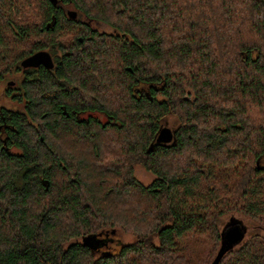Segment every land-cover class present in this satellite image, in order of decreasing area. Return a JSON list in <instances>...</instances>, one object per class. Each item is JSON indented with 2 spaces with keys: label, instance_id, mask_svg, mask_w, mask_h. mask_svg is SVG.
<instances>
[{
  "label": "trees",
  "instance_id": "1",
  "mask_svg": "<svg viewBox=\"0 0 264 264\" xmlns=\"http://www.w3.org/2000/svg\"><path fill=\"white\" fill-rule=\"evenodd\" d=\"M13 2L27 18L51 11L35 49L68 54L27 76L20 111H0L19 148L0 141V264H213L223 216L264 229V0H0V15ZM61 4L116 35L60 21ZM13 34L0 29V68L34 49ZM88 112L107 121L76 116ZM168 117L175 141L158 144ZM112 231L133 242L100 252ZM217 264H264V234Z\"/></svg>",
  "mask_w": 264,
  "mask_h": 264
},
{
  "label": "flooded vegetation",
  "instance_id": "2",
  "mask_svg": "<svg viewBox=\"0 0 264 264\" xmlns=\"http://www.w3.org/2000/svg\"><path fill=\"white\" fill-rule=\"evenodd\" d=\"M53 4H57L58 1L62 0H56L55 2L49 0ZM13 6L10 8V10L4 11V14L0 15V29L10 30L13 32V36L27 38L32 40V51H28V53H23L22 57H16L15 59L5 60L3 61L4 65H2V69L4 73L0 77V111L2 109H8V110H14V111H20V109L29 103V97L26 93V87H25V80L27 76H30L31 74L37 72L39 69H45L46 71L52 73L54 68L56 67L58 63L57 57L63 54H68L67 51H62L59 49H47V48H40L35 49V42L37 39V35L33 34L34 30H39L41 33H45V31H50L55 29L56 25V17L54 16L51 11L43 10L39 11L37 14L39 18H27L26 16L22 15V12L19 13V8H17V2H13ZM61 9L59 10V14L61 16L60 21H66V20H72L77 23V26L79 28L80 32H83L82 28L88 27L90 31L97 32V33H105V34H112L116 35L115 30H113L108 24L105 22L89 18L87 16L79 14L78 10L74 9L73 7L65 4L59 5ZM58 7V6H57ZM59 8V7H58ZM76 11V16L74 18H70L68 11L69 10ZM3 12V11H2ZM63 19V20H62ZM38 27V28H37ZM24 28L28 32H24V34H19V31ZM30 31V32H29ZM59 32H63L62 28H60ZM83 34H79L76 36L74 35H63L56 34L54 36V40L56 41H66V42H72L76 39L81 41L83 40L82 37ZM38 41L41 39L45 40H51L50 37H45L44 35L38 36ZM30 50V49H29ZM39 51H46L53 62L52 68H47L44 64H39L38 66H23L22 62L30 57L31 55L35 54ZM149 90L148 88L144 87V90L142 91V94L140 95H148ZM77 118L80 119H86L90 117L97 118L99 121H107V118L105 115L99 114L97 112H88V113H80L76 114ZM4 123H0V141L3 143L4 148L8 152L12 153H18L19 148L17 146L13 145H6L9 140V130L14 131L8 124L5 123L4 118L2 119ZM13 143V142H11Z\"/></svg>",
  "mask_w": 264,
  "mask_h": 264
},
{
  "label": "rangeland",
  "instance_id": "3",
  "mask_svg": "<svg viewBox=\"0 0 264 264\" xmlns=\"http://www.w3.org/2000/svg\"><path fill=\"white\" fill-rule=\"evenodd\" d=\"M177 124V120L174 117H168L166 119V122H163L164 126H168L171 129H174L175 126ZM116 134L115 133H111L110 136L114 137ZM109 136V135H108ZM109 141V140H107ZM262 165H264V158L262 159ZM134 169V174L137 177V179L143 183L144 185H148L153 179H154V175L147 171L146 169H144L141 165L136 164L133 167ZM222 221L220 223V231L223 232L224 228H228L230 226L233 225H240L244 228L245 230V238L244 240H246L249 236L254 235V234H264V229L258 227L259 225L255 222H253L252 220H250L249 218L243 216V215H239V214H228L226 216H223ZM109 237L113 238L110 242H109V248H102L100 250V252H112V251H118L119 248L121 247L120 245H124V244H128L133 242V236L128 234V233H124L121 231H114V232H110ZM99 252V253H100Z\"/></svg>",
  "mask_w": 264,
  "mask_h": 264
},
{
  "label": "water",
  "instance_id": "4",
  "mask_svg": "<svg viewBox=\"0 0 264 264\" xmlns=\"http://www.w3.org/2000/svg\"><path fill=\"white\" fill-rule=\"evenodd\" d=\"M51 1L55 2L56 0H51ZM68 14L70 18H74L76 16V11L70 9L68 11ZM39 64H44L47 68L53 67L52 59L46 51L36 52L35 54L26 58L22 62L23 66H38ZM174 134H175L174 130H172L170 127L162 126L159 129L157 136L155 137L156 143L158 144L173 143L175 141ZM221 236H222V245L217 254V257H216L217 259H219L225 253L227 248L233 247L239 244V242L241 243L244 240L245 230L239 224L233 225L228 228H224L223 232H221ZM95 238H96L95 235H89V236L83 237L82 243L84 245H87L93 248L94 245L91 241L92 239H95ZM217 259L213 262V264H217Z\"/></svg>",
  "mask_w": 264,
  "mask_h": 264
}]
</instances>
